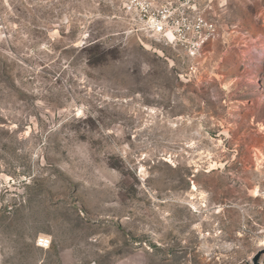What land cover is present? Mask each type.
<instances>
[{"label": "rangeland", "instance_id": "obj_1", "mask_svg": "<svg viewBox=\"0 0 264 264\" xmlns=\"http://www.w3.org/2000/svg\"><path fill=\"white\" fill-rule=\"evenodd\" d=\"M168 1L0 0V264H264V0Z\"/></svg>", "mask_w": 264, "mask_h": 264}, {"label": "built area", "instance_id": "obj_2", "mask_svg": "<svg viewBox=\"0 0 264 264\" xmlns=\"http://www.w3.org/2000/svg\"><path fill=\"white\" fill-rule=\"evenodd\" d=\"M192 0L167 3L153 7H143L146 29L167 45L184 51L189 59L199 57L203 48L217 35L218 25L208 20L192 6ZM41 248H49L50 242L42 237L38 241Z\"/></svg>", "mask_w": 264, "mask_h": 264}, {"label": "water", "instance_id": "obj_3", "mask_svg": "<svg viewBox=\"0 0 264 264\" xmlns=\"http://www.w3.org/2000/svg\"><path fill=\"white\" fill-rule=\"evenodd\" d=\"M264 254V251H262V252H260V254L258 255V257L257 258H259L261 255H263Z\"/></svg>", "mask_w": 264, "mask_h": 264}]
</instances>
